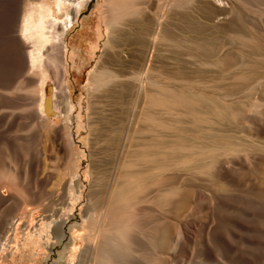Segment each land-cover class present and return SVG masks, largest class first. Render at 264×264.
<instances>
[{"label":"bare ground","instance_id":"bare-ground-1","mask_svg":"<svg viewBox=\"0 0 264 264\" xmlns=\"http://www.w3.org/2000/svg\"><path fill=\"white\" fill-rule=\"evenodd\" d=\"M147 1L23 10L18 75L35 93L20 113L0 110V130L22 119L35 130L67 204L48 228L24 223L27 244L0 233V264H20L16 251L35 241L64 243V264H264V12L248 0H160L158 13ZM69 52L78 78L92 68L89 152L71 142ZM35 182L17 195L23 207L39 199Z\"/></svg>","mask_w":264,"mask_h":264},{"label":"rangeland","instance_id":"rangeland-1","mask_svg":"<svg viewBox=\"0 0 264 264\" xmlns=\"http://www.w3.org/2000/svg\"><path fill=\"white\" fill-rule=\"evenodd\" d=\"M43 1H47V0H0V62H1V65H0V90H1L0 91V110L2 111H9L13 114L20 113V111L28 107V105L31 103V100L34 96L35 90L27 82L28 80L25 77H23V75L21 76L18 75V72H20V70L18 69L19 64H20L19 62L20 60L24 59L21 53L19 54L20 52L19 47H17V45L18 46L20 45V39H18L20 37L19 35L20 33H18L19 32L18 28H19V24L21 21L23 10H25V8H27L28 5L40 3ZM123 1L124 3L127 2V0H123ZM159 1L160 0H148L147 4L152 9V11L158 12L159 10L157 9V7L159 4ZM248 1L252 5L256 6V8H259L263 10L264 12V6L259 4L257 0H255V3L253 0H248ZM91 5L92 7H90ZM91 5H89V8L84 12L83 18L90 17L92 13V8L95 7L94 3H92ZM17 11L18 12L20 11L19 13L21 14L19 15ZM81 21L77 23L76 25L77 30L80 29ZM121 21H123V23L126 22L125 18L122 19ZM123 26L124 24H122V27ZM75 33L76 32H73L71 35L68 36V44H70V41L72 37L75 36ZM104 43L102 42V44ZM100 53L98 54V56L100 55ZM19 55H21L20 59H18ZM97 57L95 59H98ZM67 59L70 61V52L68 53ZM97 61L98 60L93 61V68L97 65ZM70 66H71V70H70L69 77H70V81L73 82V85L75 88V92H74L75 93V103H76V106L78 107V108L76 107L78 111L75 109L76 110L75 111L76 116L74 119L75 122L74 121L72 122V127L74 128H72L71 131L75 133V137L71 134V137H72L71 142H72V146L75 148V151L78 149V147H80V149L83 152L85 151L89 152L90 147H91L90 133H89V119L92 116L91 115L92 114L91 103H90V101L92 102V100L90 97L94 99L93 96L95 94L93 93V91H91L92 89L90 85V76H91L90 74H91L92 68H90L91 67L90 66L89 69L85 72L84 77L80 79L77 77L75 71L73 70L72 63ZM260 110L264 112L263 108ZM18 122H16L11 129L7 130L6 128H3L0 130L1 131L0 132V191L3 192V193L0 192V201L4 199L3 196H5L6 191H11V187H13L12 190H15L14 193L16 191L19 192V193L16 192L15 193L16 195L13 194L15 195L13 202L10 199L9 201L6 202L7 204L5 203L6 206L4 205L0 208L2 212L4 210L6 211V212L4 211L5 214L4 212L3 214H1V211H0V220H1L0 233L2 234L7 233L6 235L11 236V237H8V239L6 240L8 241L9 245L14 243V240L19 242L20 244H27L26 240L23 239L24 237L23 236L21 237V235L23 234L22 233L23 227L21 226H24V223H25V226L30 225L28 224V221H30L32 227L34 223L33 228L35 227L38 229L48 228L52 226L50 225L51 223H54L57 221V218H59L61 215L60 214L61 211L65 209V206H66L65 204H67L65 201L64 202L60 201L61 199L60 198L58 199L57 196L54 195V192H53L54 183H55L54 179H56L54 177L58 176V170H57L58 168H57L55 161L45 160V156L42 155L43 153L42 152L39 153L41 149L43 151V146H45L44 145L45 143L37 139L35 130L30 125H28L26 121L22 119ZM20 123L21 124L23 123V126ZM19 126L21 127V129L22 128L26 129V131L24 129L23 130L27 134H24V131L22 133L21 129L17 128ZM78 128H82V129L80 130ZM78 132L82 133L83 135L79 137ZM28 133L30 134L28 135ZM83 139L87 140L86 143L83 142ZM39 156L42 159L44 158L42 161L41 167L35 165V160ZM19 168H22L24 172H27L28 175L34 174L35 176L34 180L41 183L40 186H38L39 199L37 200L36 203H33L29 207L28 206L23 207L25 205H22L21 201H19L18 199H19V196L21 197L24 194L26 196H32L33 194L32 186L35 185L36 182L33 181L31 184L28 183L27 181L28 180L30 181V178L27 176V174L26 176L25 174H18ZM49 174H50V177L51 176L52 177L48 178L47 176L46 178V175H49ZM82 184L85 185V183H82ZM8 185L10 187H8ZM4 189H5V192H4ZM24 190H25V193H24ZM20 193L22 194L20 195ZM17 195L19 196L17 197ZM7 206L9 208L8 210H6ZM23 208H24V211L22 210ZM24 212L27 215L25 214L23 215ZM28 212H29V215H28ZM56 213H58L57 216H56ZM77 213L80 214L79 211ZM31 215L34 217H32ZM30 217L32 219V222H31ZM35 218H37V220ZM39 219H40L39 223L36 222ZM37 223L39 227L37 226ZM47 225L48 227H46ZM35 242L37 245L34 248L27 247L25 248V250L24 249L20 250L19 253L18 251H16L17 254L15 255L17 256V260H19L18 262L20 264H21L20 257H22L21 251L25 253L26 258L28 257L27 258L28 261L22 262L23 264H64L65 261L67 260V252L64 249L65 248L64 243L56 244L53 249H50L51 250L50 251L47 249V247H45L44 245H41L39 241H35ZM66 243H68V240L65 241V244ZM30 255H33L31 259H29ZM32 259L34 262L33 261L31 262Z\"/></svg>","mask_w":264,"mask_h":264}]
</instances>
